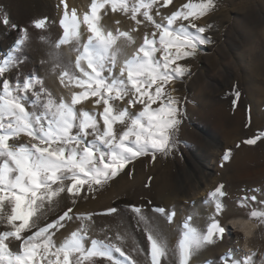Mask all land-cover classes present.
Returning a JSON list of instances; mask_svg holds the SVG:
<instances>
[{"label": "snow or ice", "instance_id": "obj_1", "mask_svg": "<svg viewBox=\"0 0 264 264\" xmlns=\"http://www.w3.org/2000/svg\"><path fill=\"white\" fill-rule=\"evenodd\" d=\"M155 3L156 0H133L131 4L128 0H93L90 14L83 16L82 23L89 33L83 42L76 10L69 16L65 3L60 21L63 35L54 42V48L71 44L76 58L61 66L57 60L59 54H53V71L59 68L62 84L81 89L68 100L63 97L57 100L43 81L31 74L23 80L19 75L15 79L5 76L18 68L20 58L9 53L0 59V224L5 226L0 231V264H83L93 257L113 260L114 253L122 258L115 260V264H137L116 244L91 239L88 246L90 213L74 217L69 207L52 222L41 226L39 221L51 207L59 204L62 194L75 205L85 186L88 193L93 192L137 158L151 154L155 160L157 153L167 155L175 147L174 137L183 112L181 101L166 86L187 72L177 62L194 56L198 46L210 41L203 35L207 29L196 26L193 21L207 15L214 8V2L189 0L163 17L166 23L157 22L150 14ZM170 4L172 0H164V6ZM108 5L112 12L128 15L135 26L126 31L105 28L100 23V13ZM178 20L188 21L187 26L173 27ZM144 21L155 30L144 33L142 43L137 45L132 33ZM46 23L47 18L33 22L37 29L45 28ZM3 24L9 25L6 15ZM22 31L24 36L13 51L27 39V29ZM157 53L161 55L158 57ZM92 98L95 105L102 106V111L77 109V105ZM239 98L236 90L234 105ZM117 125L122 127L118 129ZM21 135L30 140L10 143ZM261 138L264 133L243 143L254 145ZM230 156L231 150L223 159L227 161ZM225 196L224 185L220 184L210 193L215 212L205 228L194 226L192 217H188L182 224L175 249H170L163 236L149 227V218L141 208L133 206L146 225L150 264H162V258L165 264H190L193 254L224 239L227 230L219 217L224 213L222 198ZM256 199L255 195L244 196L238 203L245 206L249 200ZM116 211L113 207L106 214ZM153 211L168 222L175 217L174 210L167 212L164 207H155ZM249 216L264 221V212L253 210ZM74 218L82 222L81 227L57 245L52 229L62 228L63 221ZM169 255L172 260L167 259ZM220 264L253 262L250 256L236 258L230 250L220 258Z\"/></svg>", "mask_w": 264, "mask_h": 264}, {"label": "rangeland", "instance_id": "obj_2", "mask_svg": "<svg viewBox=\"0 0 264 264\" xmlns=\"http://www.w3.org/2000/svg\"><path fill=\"white\" fill-rule=\"evenodd\" d=\"M54 2L55 4L53 5L55 6L52 8L54 15H47L43 17L47 18L46 26L43 29H37L34 27V21H31V19L29 20L28 15H21L19 18L13 17L8 10L9 2L6 0H0V59L7 57L9 53H12L20 58L18 68L14 69L12 72L5 73V76L15 79L16 76L19 75V78L23 80L26 76L31 74L32 76L41 79L44 87L51 92L53 97L57 100L61 97L68 100L70 99L72 93L80 92L81 89L68 84L67 86L65 85L63 93H59L56 89L50 86L49 83H47L49 77H46L47 75L43 70L46 63L42 60H38V57L34 54V49L32 48H35V46L34 44H30V41L33 40L32 37H35V35H38L39 33L41 34L44 31L49 32L50 26H55L57 28V38H54V41H57L62 37L63 28L61 27L60 21L62 20L64 13L60 15L61 6L58 3V0H54ZM92 2L93 0H91V4ZM128 2L131 4L133 0H128ZM188 2L189 0H172V4L164 6V0H156L150 14L153 15L157 22L166 23V21L162 20L163 17L172 14V12L178 10ZM192 2H199V0H192ZM213 2L214 8L207 15L193 21L196 26L205 27L207 29L203 35L210 38V41L207 44L198 46L197 52L194 56L187 57L177 62L181 66L185 67L187 72L183 77L172 80L166 86V90L171 91L172 95L181 101L180 107L183 112L182 122L179 125L178 131L174 137L175 147L172 148L167 155L157 153L155 160L152 159L151 154L137 158L115 178L110 180L103 187L97 186L96 190L93 192L88 193L87 186H85L83 193L88 194V196L86 198L78 199L75 204L76 206L72 204L71 200H69L72 209L75 207L79 208L90 200H97L102 194H104V192L111 189L113 183L115 184V182L116 185L120 184L121 187L124 186V184L128 185L129 183L133 185V188L136 187V189H133L130 194H123L122 199L125 201H122L121 204H118L117 202H112L111 204L109 203L108 206H106L107 208L105 211L104 209L100 210V213L107 212V209L115 207L117 209L115 213H122V215L126 218H130L134 213L133 206L140 207L141 204L139 201L141 198L136 196L138 187L144 185L143 187L146 186L148 188L154 177H158L160 174L166 172H169L172 175L174 182L178 180L179 177L184 175L186 169L190 166V162L196 158L199 151L203 148L202 145H204L203 143L208 137L215 141L217 147L210 151L211 153L214 152L212 155L208 153V150H206L205 147L202 149L205 152L207 151V154L209 155L208 157H210L209 160L212 159L211 161H214L213 163H215V172L212 179L214 187L212 191L210 188L208 189L204 187V189L200 192L201 195H203L204 198L209 197L210 193L213 192L220 184L224 185V189L241 185V188L244 189L241 190V199L245 195L244 193L247 194L248 192L250 193V191L252 192V190H255V187H253L254 185H252L254 184L253 180H251V182L250 180H241V183L237 181V169L235 166L237 158L235 157V154L237 155V151L239 150L237 149V145L240 146V144L241 149H245L241 150V154L248 151L246 148L253 151L255 149L253 148L254 145H258L257 151H264V138L258 139L257 143L254 145L243 143L246 139L255 138L260 133H264V123L257 127L253 126L252 120L249 123V115L251 119H253L254 116V111L252 112L254 102L259 106L264 102V74L256 75L257 77L255 81L251 80L249 77L250 70L255 68V60L258 59L260 55H264V0H213ZM91 4L88 7L89 12L91 10ZM238 7H242L245 12H249L253 16V22H250L248 26L245 25L244 27L245 23L243 19L245 18V15L242 12L239 13L240 10L237 9ZM31 9L36 11L34 6H31ZM87 12L88 11H86V13L76 12L77 19L81 21L80 32L82 42L86 41L87 36L89 35L87 32V26L82 23L83 16L85 14H90ZM5 15L9 19V25L3 24V17ZM70 15L71 13H69V16ZM100 15V23L105 28L113 31L116 29L126 31L135 26V22L132 21L128 15H125L121 11L112 12L110 5L106 6L105 9L101 11ZM261 17L263 23L262 25L256 22ZM138 19L143 20V17L138 16ZM236 19L237 21L241 20V24L239 23L240 25L235 24ZM117 21H119L118 24ZM181 24L187 26L188 21L178 20L173 27H179ZM12 25H15L16 27H12ZM23 29H27V39L19 49L13 51L16 49V45L19 40L24 36L22 31ZM32 30L36 32H33ZM154 30L155 29L152 24L146 21L142 22L138 31L132 33L136 37L137 45L142 43L144 33L151 34ZM190 30L194 31V29ZM7 37L12 38H10L8 42L4 43L3 41ZM61 47H65L69 53V63L74 62L76 53L72 50L73 45L66 44ZM131 50V48L127 49L128 52H131ZM160 55L161 53H157L158 57ZM257 55L259 56L257 57ZM58 69L59 68H57L56 71L52 70V74L55 73L53 76L55 80H60L58 78ZM76 71L78 73V70ZM236 90L239 91L240 98L234 105V92ZM93 101L94 98L85 101L83 104L77 105L76 107L77 109H83L90 112L102 111V106L95 105ZM211 106L215 108H212ZM259 106L257 107L260 108ZM262 108H260V110L258 109V112H260ZM223 109L227 110V112L235 109L241 112V132H238L236 128L234 129L230 123V125L228 124V127L218 126L212 123L211 119L212 114L214 113L213 111H222ZM263 111L264 108L262 109V112ZM193 112H197V114H193ZM232 114L229 115V121L234 118V115ZM119 128H121L120 125L118 129ZM89 139H91V137H89ZM29 140V137L21 135L18 138L10 140V143H27ZM259 147L263 149H260ZM229 150H231L230 159L225 161L223 157ZM258 169L263 171L264 164L261 163ZM258 169L255 168V173L253 172L255 176L259 172ZM129 170L131 171L129 172ZM263 174L264 172L257 175L260 176L259 179L261 178V181L264 180ZM140 176L145 177L143 180L144 183L142 182V184L136 185V178H139ZM128 180L129 182H126ZM257 194L260 195V193L256 192V195ZM85 201L86 203H84ZM195 203V200L191 201L192 206H194ZM155 207H161L160 203L154 205V208ZM183 208L184 206L181 207V211L184 210ZM64 209L65 208H58L55 211H48L46 216L40 219V225L43 226L52 222L64 212ZM85 209L89 208L81 207L79 210ZM33 219H35V217H33ZM255 219L258 220L260 224L263 222L262 225H264V221H260L258 218ZM4 227V225L0 224V231H2ZM28 234L29 233H25V235ZM137 241L140 249L143 251L145 256L149 258L148 248L145 245L144 239L138 237ZM12 246L15 247L16 245L13 244ZM257 254L258 253L255 249V251L250 255L253 264H260V260L263 258L262 255L259 256V254ZM113 256V260L93 257L88 261L83 262V264H115V260L122 259L119 257L118 253H114ZM148 258L147 260H149ZM213 261H215L214 257L209 258V262ZM217 261L218 262L216 264H220V260Z\"/></svg>", "mask_w": 264, "mask_h": 264}, {"label": "bare ground", "instance_id": "obj_3", "mask_svg": "<svg viewBox=\"0 0 264 264\" xmlns=\"http://www.w3.org/2000/svg\"><path fill=\"white\" fill-rule=\"evenodd\" d=\"M6 1L9 2L8 10L10 11V14L16 18H19L21 15H28L29 20L31 19V21H35L38 20V18H43L47 15H54L52 11L53 6H55L53 5L55 4L54 0H52V2L51 0ZM58 3L61 6L60 15H62L65 11V3L67 4L68 13H71L73 9H75L76 12L86 13V11L89 12L88 7L91 4V0H58ZM31 6H34L36 11H33ZM237 9L240 10L239 13L242 12L245 15V18L243 19L245 23L244 27L245 25L248 26L250 22H253V16L251 13L245 12L242 7H238ZM256 22L262 25V17ZM239 23L241 24V20L237 21L236 19L235 24L238 25ZM49 29V32L44 31L41 34L39 33L38 35H35V37H32L33 40L30 41V44H34L35 48H32L34 49V54H36L38 60H42L46 63L43 70L47 75L46 77H49L47 83L56 89L57 92L63 93L65 84H62L60 80H55L53 78L55 74H52L53 54H59L57 60L61 66L69 64L70 55L65 47H53V44L56 41H54V38H57V28L55 26H50ZM32 31L36 32L34 30ZM10 38L7 37L3 42H8ZM259 55H257V57ZM254 64L255 68L250 70L249 77L251 80L255 81L257 77L256 75L264 74V55H260L258 59L255 60ZM257 106L259 105L254 102L252 107L254 116L251 120L253 126L255 127L264 123V111L262 112V109L264 108V102L259 106L260 108L263 107L260 112H258V109L260 110V108ZM211 107L215 108L213 106ZM215 111H213L214 113L212 114L211 119L213 124L227 127L231 124L234 129L236 128L238 132H241L242 125L240 111H237L236 109L230 112H227L225 109L222 111ZM193 114H197V112H193ZM231 114L234 115V118L229 121V115ZM116 127L118 128L119 125ZM203 144L204 145H202V149L205 147V149L208 150V153L211 155L214 152L211 153L210 151L214 150V148H217L215 141L209 137L204 141ZM253 148H255L253 151H250L251 149L249 150V148H246L250 152L244 151L245 153L243 152L244 154H241V150L245 149H241L240 144V146L237 147V149H239L237 151V155L235 154V157L237 158L235 166L237 169L236 177L238 182L241 183V180H250V182L251 180L254 181V184L252 185H254L253 187H255V190H252V192L250 191V193L248 192L249 194L244 193V196L250 197L255 195L257 199L255 201L249 200L245 206H240L238 202L241 200V190H244L241 188V185L231 188L229 187L230 189H224L226 192V196L222 198V202L224 204V213L219 217L222 226H224L227 230L224 239L218 241L215 245L207 246L193 254L190 264H207V262H209V258L212 257L215 258L217 263V260H220V258L225 256L230 250L233 252L236 258L243 259L246 256H250L252 252L255 251V249L259 256H263L262 260H260V264H264V225H262L263 222L260 224L258 220L249 216V213L253 210L264 212V203H262V201H264V180L261 181V178L259 179L260 176H257L259 173L264 172V170H261L262 168L260 169L262 172L258 169L261 163L264 164V151H257L258 145H254ZM202 149L200 151L198 150L199 153L197 154L196 158L190 162V166H188L184 175L179 177L175 182L173 181L172 175L169 172H166L160 174L158 177H154L151 185L149 184L150 186L148 188L146 186L145 188L143 187L144 185H141L136 191V196L141 198L139 201L141 202L140 208L142 213L149 218V227L154 229L158 235L163 236L170 249H175L182 231V224L188 217H192L191 223L194 226H198L203 229L209 222V218L212 217L215 212L214 204L211 202L210 196L204 198V196L200 193L204 187L208 189L210 188L212 191L214 187L212 179L215 172V163H213L214 161H211L212 159L209 160L210 157H208L209 155L207 154V151L205 152ZM255 168L259 170L256 176L253 174ZM145 177L140 176L139 178H136V185L142 184ZM126 182H129V180ZM133 189H136V187L133 188L132 184H124V186L121 187L120 184L116 185L115 182V184L113 183L112 188L104 192V194H102L97 200H90L87 203L85 201L84 203L86 204L81 206L89 209L79 210L81 207H75L72 209L73 211L70 213V215L75 217L76 214H87L91 212L92 219L91 221L87 222L89 237L88 246H90L91 239L116 244L117 246L121 247V249L127 255L130 256L131 260L136 261L137 264H150V261L147 260L148 257H146L143 251L140 249L139 243L137 241L138 237L144 239L145 245L147 248H149V242L146 238L148 234L146 231V225L139 219V216L135 212L130 218H126L124 215H122V213L106 214V212L102 211V213H100V210L104 209L105 211L107 208L106 206H108L109 203L111 204L112 202H117L118 204H121L122 201H125L122 199L123 194H130ZM256 192L260 193V195H256ZM87 196L88 194L82 193L79 199L86 198ZM69 200L70 199H68L66 195L62 194V196L59 198V204L51 207L49 211H55L58 208H65L64 211H66V209L69 207L72 208V206H70ZM193 200L196 202L194 206L191 205V201ZM157 203H160L161 207H164L167 212H172L173 210L175 211V217L173 218L172 222H168L164 216H161L160 214L153 211L154 205H157ZM182 206H184V210L181 211ZM5 207L7 208V202H5ZM62 223L64 224V227L52 229L54 232L53 240L57 245L61 244L67 237L70 236L73 231L79 229L82 222L74 218L71 221L65 220ZM167 259L172 260L173 257L169 255ZM162 264H165L163 258Z\"/></svg>", "mask_w": 264, "mask_h": 264}]
</instances>
